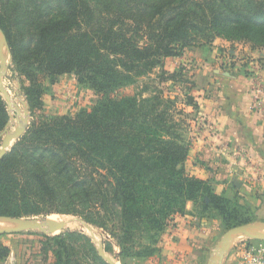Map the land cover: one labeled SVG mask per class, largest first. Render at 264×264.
<instances>
[{"label":"trees","instance_id":"trees-1","mask_svg":"<svg viewBox=\"0 0 264 264\" xmlns=\"http://www.w3.org/2000/svg\"><path fill=\"white\" fill-rule=\"evenodd\" d=\"M0 27L32 116L0 159V215L81 216L116 240L123 264L160 254L161 233L190 201L227 229L258 219L187 172L190 145L160 86L149 96L119 91L157 67L160 84L185 86L186 65L167 71L165 62L217 38L264 49V0H0ZM69 73L98 101L47 115L50 85ZM8 121L0 93V133ZM23 233L39 234V251L52 252L54 264H109L83 231ZM10 252L0 243V260Z\"/></svg>","mask_w":264,"mask_h":264},{"label":"rangeland","instance_id":"rangeland-1","mask_svg":"<svg viewBox=\"0 0 264 264\" xmlns=\"http://www.w3.org/2000/svg\"><path fill=\"white\" fill-rule=\"evenodd\" d=\"M211 47L212 45H196L187 49L184 55L165 62V66L163 68L167 71H174L181 64L186 65V78L188 80L186 83H184L185 86H182L180 83L173 84L172 80H168V82L160 84L159 75L162 71V68L157 67L152 73L141 77L137 81V83L132 86L126 87L125 89H122L121 91H119V93H142L143 96H149L156 91V87L160 86L159 89L163 91V95L175 102V109L176 111H178L176 113V118L183 123L182 125L184 127L185 133L184 136L186 138V141L190 145L189 158L186 162L187 172L190 175H194L200 178H202L203 176V179L211 180L214 187L213 179L206 178L202 173L206 169L209 171L211 166L201 164V161H199L198 159L199 137L200 134L203 133V130L205 128L204 125L209 126V119L207 113L204 111V101H202L201 95L202 93L199 90V86H203V84L199 85V80L203 76L202 73L200 74V70L203 68L200 67L202 61L199 58L204 55V52L207 49L210 50ZM8 72L3 82H5L4 84L6 85L7 89L11 91L12 97L15 101V106L17 107V110L14 111V113L9 108V105L7 103L9 111V121L12 122V125H10L9 128L12 130L15 129L18 125L19 118L23 119L26 117V112L29 110V108L27 106L28 102L26 100V96L22 90L21 78L18 72L14 70L12 65L9 67ZM50 88L51 92L45 96L44 109L47 115H73L76 114L81 108L89 107L92 104L96 103L99 99V95L95 91L80 85L76 79V76L70 73L60 76L55 84L50 85ZM204 89H206V95L212 93L213 87L211 86V82L204 86ZM192 100H194V102H191ZM210 110H212V108H210ZM13 119L16 121H14ZM28 120V124L30 125L32 121L31 113L29 114ZM2 139L3 138L0 137V147L2 144ZM214 189L216 191L215 187ZM222 193H225L226 196L230 198H237L240 203L248 206L249 209L251 208V210H255V214L258 215V219H255V221L264 220V195L259 196L257 195V193H255L253 194L254 198H252V195H249L250 193L241 192V190L235 185L230 186ZM256 200H259L263 204L258 203V205L256 204V206L255 204H253V201L256 202ZM189 211L190 212L185 215L174 214L171 217V219L173 220H170L168 226L161 233L159 238L158 247L161 248L160 254L145 261L127 258L125 260L126 264H208L211 254L215 251L216 246L219 244L223 234L229 228L227 229L224 226L223 221L219 217H201L198 215V209L195 207H193V210ZM193 211L196 212L193 213L195 217L187 216L190 215ZM64 215L68 217L72 216V214H53L50 215L49 218L54 221H59ZM43 217L46 216H35L33 218ZM179 223L185 226L191 232V238H189L191 244L187 246V249L182 248V244L181 242H179L182 239V231L178 230L180 228ZM91 226L92 229L89 230L88 228H82L80 224L75 222L70 225L71 230L66 229L64 231H58L57 234L73 230L82 231V229H84L83 232L92 237L97 247L99 246L98 242H102L104 245V249L113 259H115V262L117 264H123L118 259L120 247L117 245L116 240L111 237V235L105 229L97 227L93 224H91ZM1 236L25 237L29 239H36L37 241L41 237L37 233H19L15 235L13 233L2 234L0 235V237ZM242 239L244 240V238ZM242 239H239L237 244H240L241 241H243ZM108 246H110V248ZM107 247L109 249H106ZM233 251L234 249H231L227 254L224 264H235L232 260ZM50 253L53 255L52 252ZM41 255H43L44 258L46 257V255L44 254ZM51 257L54 264V257Z\"/></svg>","mask_w":264,"mask_h":264},{"label":"crops","instance_id":"crops-1","mask_svg":"<svg viewBox=\"0 0 264 264\" xmlns=\"http://www.w3.org/2000/svg\"><path fill=\"white\" fill-rule=\"evenodd\" d=\"M199 59L203 68L200 70L202 80H199V85L203 86H199V90L209 126L204 125L200 134L198 159L201 164L211 166L209 171L206 169L202 173L206 178L213 179L218 193L235 185L241 192L250 193L252 198L255 193L262 196L264 111L252 107L253 75L250 63H260L264 76V49H253L244 42L217 38L210 50L207 49ZM209 82L213 91L206 95L204 86ZM258 203L262 202L253 201L255 205ZM193 207L190 201L188 209L193 210ZM187 216L195 217L193 213ZM179 225L178 230L182 231L179 242L182 248L187 249L191 244V232ZM37 242L25 237L1 236L0 243L9 246L11 252L6 259L0 260V264H53V255L50 253L44 258Z\"/></svg>","mask_w":264,"mask_h":264},{"label":"water","instance_id":"water-1","mask_svg":"<svg viewBox=\"0 0 264 264\" xmlns=\"http://www.w3.org/2000/svg\"><path fill=\"white\" fill-rule=\"evenodd\" d=\"M4 47L7 48L10 58L7 59L4 53ZM13 59L12 54L7 42L6 34L0 27V92L6 99L9 108L12 110L13 106L11 104V97L9 95L8 89L4 84V79L7 76L9 67L12 65ZM29 108V105L27 103ZM26 112V117L18 120V125L15 129H10L9 126L12 122L9 121L5 130L0 133L2 137V144L0 147V159L5 156V154L14 145V142L20 139L22 135L25 134L29 128V112ZM50 216V215H49ZM49 216L43 218H33V217H12L6 215H0V220L9 221L15 224V227L0 229V235L2 234H13L28 231H37L44 233L46 235H55L58 231L71 230L70 225L77 222L82 226V228L92 229L91 224L86 222L81 216L72 215L70 217L63 216L59 221H54L49 218ZM84 229H82L83 231ZM254 239L264 241V220H257L249 222L246 224H241L229 228L222 236L219 244L216 246L215 251L211 254L208 264H224L225 258L231 249L237 244L239 239ZM243 240V239H242ZM98 252L99 255L106 260L109 264H117L115 259H113L104 249L102 242H98Z\"/></svg>","mask_w":264,"mask_h":264},{"label":"built area","instance_id":"built-area-1","mask_svg":"<svg viewBox=\"0 0 264 264\" xmlns=\"http://www.w3.org/2000/svg\"><path fill=\"white\" fill-rule=\"evenodd\" d=\"M254 71L251 86L252 107L264 111V76L260 63H250ZM232 257L235 264H264V241L244 239L234 246ZM232 249V250H233Z\"/></svg>","mask_w":264,"mask_h":264},{"label":"bare ground","instance_id":"bare-ground-1","mask_svg":"<svg viewBox=\"0 0 264 264\" xmlns=\"http://www.w3.org/2000/svg\"><path fill=\"white\" fill-rule=\"evenodd\" d=\"M5 51H6V53H5ZM4 53H5V55L7 56V59L9 60V53H8V51H7V48L6 47H4ZM9 73V72H8ZM5 83V82H4ZM6 86V85H5ZM8 92H9V94H10V96H11V104H12V106H13V109H12V112H14V111H16L17 110V107L15 106V101H14V99H13V97H12V94H11V91L8 89ZM23 102V101H22ZM20 111V110H19ZM15 113V112H14ZM15 115V114H14ZM14 120V119H13ZM14 121H16V120H14ZM11 227H15V224H13L12 222H9V221H2V220H0V229H5V228H11Z\"/></svg>","mask_w":264,"mask_h":264}]
</instances>
